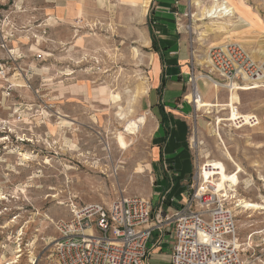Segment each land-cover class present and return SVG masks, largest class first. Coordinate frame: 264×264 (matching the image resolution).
I'll return each instance as SVG.
<instances>
[{"label":"rangeland","instance_id":"1","mask_svg":"<svg viewBox=\"0 0 264 264\" xmlns=\"http://www.w3.org/2000/svg\"><path fill=\"white\" fill-rule=\"evenodd\" d=\"M143 1L0 0V264L13 260L21 244V264L39 253L41 264H51L44 247L58 235L54 221L70 218L75 206L121 195L165 205L175 186L188 197L202 179L221 177L234 198L228 201L244 256L248 264H264V83L235 90L236 111L257 122L239 127L227 106L234 89L219 87L213 100L214 83L199 77L213 46L236 42L264 61V0H244L252 11L248 22L202 19L211 0H179L164 10L173 20L167 23L156 0L134 20ZM179 44L188 55L182 95L174 105L154 104ZM196 77L211 108L193 101ZM144 82L148 92L134 102ZM130 109L125 121L119 113ZM160 115L187 123L191 171L181 184L179 169L159 160ZM125 131L118 143L117 133ZM170 246L149 256V264H170Z\"/></svg>","mask_w":264,"mask_h":264},{"label":"built area","instance_id":"2","mask_svg":"<svg viewBox=\"0 0 264 264\" xmlns=\"http://www.w3.org/2000/svg\"><path fill=\"white\" fill-rule=\"evenodd\" d=\"M206 56L208 68L202 76L219 87L254 85L264 78V61L258 64L239 43L210 47ZM202 181L165 214L154 211L150 197L142 195L75 206L70 218L54 221L58 235L44 247H49L51 264H149L154 233L162 241L168 231L170 264H248L233 206L224 193ZM23 247L8 263L23 262ZM41 259L39 253L24 264H41Z\"/></svg>","mask_w":264,"mask_h":264},{"label":"crops","instance_id":"3","mask_svg":"<svg viewBox=\"0 0 264 264\" xmlns=\"http://www.w3.org/2000/svg\"><path fill=\"white\" fill-rule=\"evenodd\" d=\"M178 1L179 0H156L157 9H159L158 13L159 15H161V17L165 16L164 19H166V23L168 21H173V20L171 19L170 16H168V14L165 15L164 10L167 8H171L172 6H175V4ZM175 49H177V51L179 50L178 59L176 62H174V64H170L169 66H166L167 67L166 69L172 73L169 74V79L167 80L164 90H161L160 93L156 94L154 104L162 102L165 104L174 105V104H177V100L182 95V91L184 88V78H180V75L182 71L187 70L186 61L188 59V55H187V51L186 50L184 51V46L181 48L180 44L178 47L176 46ZM180 62H183V63H180ZM213 88L215 90L213 100L215 99L218 100V88L219 87H217L216 85H213ZM238 89H234V90H238ZM81 90L83 89L81 87H78L77 91H81ZM168 90L173 91V93L170 96H168ZM237 94L239 96V101L234 103L233 111H231L232 107H230L231 93H229L228 95L227 106L230 109V115L233 114V119L232 118L230 119L234 120V123L239 127H242L244 124L253 125L257 123L256 118H253L254 117L253 114L249 113V115L243 117L236 111L237 105L241 104L240 95L239 93ZM188 96L189 95H187V97ZM203 101L207 103V101L209 100L206 99L205 97H202V103ZM165 118L166 120L163 122V119L161 118V115H160V121L159 120L157 121L158 122L157 143L158 145H160V147H158L159 160L160 161L164 160V162L169 161L173 167L179 169V172L181 174V179H177L176 183L181 184V180H183L182 178H184L185 175L191 171V168H190L191 162H190L187 151L184 149V142L187 138V123L184 117L176 116L175 118H172V117H165ZM168 126L170 127L169 129L170 132L169 131L167 132ZM159 180L161 184H164L167 181V179H165V174L163 170L161 173V179ZM184 193H185L184 186H181V185L175 186L174 188H172L171 192L168 194V198H170V202L167 203L169 201L168 200L165 203V205L160 204L158 199L150 197L152 204H153L154 211L161 210L162 214L170 213L174 211L176 206H179L182 203V201L186 199L187 195L186 193L185 194ZM157 237H158V233L155 232L154 238L151 241L152 251L150 253V256L154 255L155 253L162 252L163 249L165 248V245L172 246L171 244L172 233L170 231L167 232L166 236L164 237L162 241H158ZM171 246L169 249H171Z\"/></svg>","mask_w":264,"mask_h":264},{"label":"bare ground","instance_id":"4","mask_svg":"<svg viewBox=\"0 0 264 264\" xmlns=\"http://www.w3.org/2000/svg\"><path fill=\"white\" fill-rule=\"evenodd\" d=\"M149 1L150 0H144L142 2L141 5V9L140 12L138 13L137 17L134 20H139L141 18V16L146 14L147 11V7L149 5ZM212 4L206 6L203 8L202 12H203V17L204 18H211V19H220V18H228L230 17L232 18H237V20L240 22H248V20L250 19L251 15H252V11L250 9L249 6L246 5V3L244 2V0H211ZM200 4V3H198ZM143 19V17L141 18ZM200 19V17H199ZM214 21V20H213ZM229 21V20H228ZM232 21V20H231ZM237 22V21H235ZM234 22V23H235ZM230 23V22H229ZM233 23V22H231ZM228 24V22H227ZM231 25V24H230ZM224 27V26H223ZM144 38V36H143ZM145 41V43H147V39L143 40V42ZM205 60V57L203 58ZM207 59V56H206ZM199 77H203V76H199ZM197 77L195 79V92L194 94H196V98L193 100L195 101L197 104H203L202 103V97L203 94L201 92V90L199 89L198 83H197ZM254 85H249L250 82L245 83V86L243 87H248V86H252L254 88L259 87L260 84L264 83V78L259 82V81H253ZM215 85V84H214ZM149 86V85H148ZM146 82H144V84H140L139 86H137V90L135 91L134 94V102L138 101V98H140L144 93L148 92V87ZM217 86V85H216ZM219 87V86H217ZM240 88L237 84L230 87L229 90H233V89H238ZM232 92V91H231ZM188 97H191L192 94H188ZM237 101H239V96L236 93V91L234 90L230 96V107L233 108L234 103H236ZM206 106L205 107H209L210 105L207 103H204ZM211 108V106H210ZM209 108V109H210ZM135 109H130L129 112L127 114H124L123 112H120V116L122 117V119H124L125 121H129V116H131L134 113ZM138 124V123H137ZM136 126L138 127V125H142V123L138 124ZM134 131L136 130V127L133 129ZM132 130V132H133ZM129 131V130H128ZM128 131L125 132H119L117 133V141L118 143H123L125 142V136L127 135V133L129 134ZM125 135V136H124ZM73 147H75V145H72ZM203 180V179H202ZM203 182V181H202ZM208 184L209 186L213 187L214 190H216L218 193H224V195H226V197L230 198V200L234 199L232 198V194L230 193L231 189H228V179H226L225 177H221L220 179H204V184ZM0 198H5V197H0Z\"/></svg>","mask_w":264,"mask_h":264}]
</instances>
